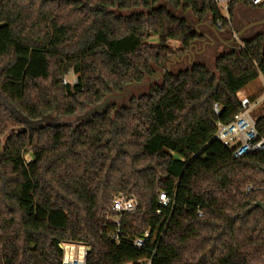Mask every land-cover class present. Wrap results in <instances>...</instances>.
I'll return each mask as SVG.
<instances>
[{"label": "trees", "instance_id": "1", "mask_svg": "<svg viewBox=\"0 0 264 264\" xmlns=\"http://www.w3.org/2000/svg\"><path fill=\"white\" fill-rule=\"evenodd\" d=\"M238 1L251 4L232 0L230 15ZM173 9L223 17L212 0H0V264H62L68 241L88 247L86 264H264V114L257 151L234 158L216 137L264 76V35L214 71L196 63L86 124L66 121L189 50L198 35ZM120 191L139 207L117 245Z\"/></svg>", "mask_w": 264, "mask_h": 264}, {"label": "built area", "instance_id": "2", "mask_svg": "<svg viewBox=\"0 0 264 264\" xmlns=\"http://www.w3.org/2000/svg\"><path fill=\"white\" fill-rule=\"evenodd\" d=\"M215 2L221 10L226 12V17H222L217 21L218 26H223L225 23H231L230 17V3L232 0H212ZM251 5L260 6L264 4V0H249ZM77 79L74 81L67 82L65 84H75ZM243 110L238 113L235 118L229 123L217 122V139L222 142L223 145L230 148L232 156L234 158H241L248 153H252L261 148L260 134L257 127V118H255L251 111L253 108L252 102L248 98L241 99ZM214 110L216 113L220 112L219 105L215 104ZM251 189V186L247 187V191ZM172 202L171 198L166 193L160 194V203L164 206L170 205ZM139 207V200L134 194H128L126 192H118L112 203L113 216L111 221L114 226L108 232L110 239L117 245L120 244V231L122 228V218L124 215L134 213ZM202 216V213H199ZM149 233L146 232L144 237H139L134 240V245L141 248L145 244V239ZM79 252L76 254L74 249L76 248L75 243H66L63 245L64 258L62 264H86L88 248L85 245H78ZM146 264H151L149 260Z\"/></svg>", "mask_w": 264, "mask_h": 264}, {"label": "rangeland", "instance_id": "3", "mask_svg": "<svg viewBox=\"0 0 264 264\" xmlns=\"http://www.w3.org/2000/svg\"><path fill=\"white\" fill-rule=\"evenodd\" d=\"M172 11L178 17H184L186 20L188 19V20H193L194 21V19H195V15L193 14V12L191 10H181V9L175 10V9H173ZM222 15L224 17H226L227 14H226L225 11H223L222 12ZM247 16L248 15L243 14V13H240V12L239 13L238 12L235 13L234 16H232V14L230 15V17L232 19L233 25L234 24L236 25L235 26L236 29H239L240 27H242V24L245 21L244 19ZM257 31H258V28H256V27L254 29V32H250V29L246 30L244 32L243 36H242L243 37V40H241L242 43L246 39H250V37H252L253 33H257ZM152 41H155V40H152ZM175 42L176 41H172L171 42V44H172V46H174V48H176L177 47L176 44H178V41H177V43H175ZM241 45L243 46L244 43L241 44ZM225 51L228 52L229 50L228 51L227 50H224V52ZM224 52L222 50H220V51H214L213 52L210 48H207L205 50V52H204V57L206 58V60H205L204 63L211 70L214 71V67H215L214 65H215V59H216V57L218 55L224 53ZM191 66H192L191 64H189V66L186 65V64H177V63L176 64H171L170 71L165 76H162V74L160 73L159 74V78L158 79H154L151 84L144 85V86H136V87L131 86V87H129L130 88L129 91L125 90L123 92V93H125V92L127 93L128 92V94L126 96H124L123 98L116 99L115 100V103L117 105H119V106H121V105H127L129 103V99H130V97L132 95L139 96V95L147 92L149 90V88L151 87V85H155V84H159L160 85V84H162L168 74L177 75L181 70H185L187 68L189 69ZM165 68H166V65H165V67L158 69V71L162 72L163 70H165ZM74 79H77V75L73 72V70H68L66 72V74H64V76H63V84H65V80L67 82H71L72 83V81H74ZM149 80L150 79L148 78L146 81H149ZM71 83H69V84H71ZM259 90L262 91V93L260 95V98H264V76H260L257 80H254L253 82H251L250 84H248L245 88H243L238 93V96H239L240 99L243 100V99H246L247 98V95H248L249 92L258 91V93H259L260 92ZM257 94H255L253 96H256ZM258 105H259V107H257V105L255 107L253 106L252 111H251L252 115L255 118H257L258 116L264 114V102L263 101L262 102L260 101L258 103ZM72 120H74V116L68 118L66 121H67V123H69ZM66 243H75V242H69V241L68 242H63L62 243V246L65 245ZM75 244H76V248L74 249V252L77 254L79 252V247H78L79 244H77V243H75ZM81 245H83V244H81ZM86 248H88V247L86 246Z\"/></svg>", "mask_w": 264, "mask_h": 264}, {"label": "flooded vegetation", "instance_id": "4", "mask_svg": "<svg viewBox=\"0 0 264 264\" xmlns=\"http://www.w3.org/2000/svg\"><path fill=\"white\" fill-rule=\"evenodd\" d=\"M203 20L208 21V25L202 26L204 28L203 31L211 35V37L214 39L213 42L210 39H207L206 37L199 35V30L195 27V22L197 21L201 22ZM188 21L193 27V30L198 35L197 39L194 41L196 45L191 48L193 53L190 55V57L186 56L184 61L176 62L177 64H186L189 66V64H191V60H193L195 64L204 63L206 60V58L204 57V52L207 48H210L213 52L220 51V50H222L223 52L224 50H227V51L229 50L228 52H230V51H237L238 50L237 48L239 46H242L241 44L244 43V42L242 43L241 41L243 40L242 36L244 32H242L241 34L239 33L244 26L240 27L239 29L235 28L236 25L232 27L226 26V25L218 26L214 17L210 15L205 16L203 19H199L198 17L195 16L194 21L193 20H188ZM251 22L255 24L251 26L250 28H247L246 30L250 29V32H254V29L256 27L258 28V31L257 33H253L250 39L259 34L264 35V10L259 11L258 14H256L255 17L251 20ZM257 22H260V23H257ZM216 32H218L221 35V38L223 40H226L229 43L227 45L224 44L223 41L217 37Z\"/></svg>", "mask_w": 264, "mask_h": 264}, {"label": "water", "instance_id": "5", "mask_svg": "<svg viewBox=\"0 0 264 264\" xmlns=\"http://www.w3.org/2000/svg\"><path fill=\"white\" fill-rule=\"evenodd\" d=\"M188 23L190 24V22L188 21ZM257 23H260V22H257ZM255 23L251 22L249 24H247L246 26H244L241 31L239 32L240 34L246 30L247 28H250L251 26H253ZM191 25V24H190ZM203 26V25H208V21H204V22H200V23H197L195 24V27L198 29L199 26ZM199 30V35H202L204 37H206L207 39H210L212 42L214 41V39L211 37L210 34H208L207 32L203 31V30ZM216 35L218 38H220L224 44H228L229 42L226 41V40H223L221 38V35L216 32ZM195 42L191 43L190 44V47H189V50L187 52H185L184 54L180 55V56H170L168 58V60L166 61L165 65H166V68L165 70H163L162 72L160 71H156V73L150 77V80L149 81H144V82H141V83H132L128 86H124V89L129 91L131 86H144V85H148V84H151L152 81L154 79H158L159 78V74L161 73L162 76H165L169 71H170V67H171V64H175L176 62H182L185 60L186 56H189L193 53L191 48L193 46H195ZM241 48V46H239L237 49L239 50ZM191 64L194 65V61L191 60ZM128 94V92L126 93H121V94H116V93H113V94H110L109 96H107L103 101L99 102V103H96V104H93L92 106L88 107L85 111L81 112V113H77L75 116H74V120L70 121L69 124H72V125H75V124H79V123H83V124H86L88 122H90L91 120L94 119V117L96 115H102L104 113L107 112V110L110 108V106L112 105V103H115V100L116 99H119V98H123L124 96H126ZM258 207L262 208L264 210V204L263 203H257L256 204ZM63 247V246H62Z\"/></svg>", "mask_w": 264, "mask_h": 264}, {"label": "crops", "instance_id": "6", "mask_svg": "<svg viewBox=\"0 0 264 264\" xmlns=\"http://www.w3.org/2000/svg\"><path fill=\"white\" fill-rule=\"evenodd\" d=\"M261 10H264V4H262V5H260V6H253V5H251V4H246V3H243V2H237L236 4H235V6H234V11H233V14H232V16H234L235 15V13H243V14H246V15H248L244 20V23L242 24V26H245V25H247L249 22H251V20L255 17V15L256 14H258V12L259 11H261ZM187 21H188V19H187ZM202 22H204V20L203 21H201V23ZM197 23H200V21L198 22H195V24H197ZM235 25V24H234ZM233 25V23H232V19H231V23H228L226 26H230V27H232V26H234ZM200 28V30H204V28L200 25L199 27H198V29ZM243 32H245V30L243 31ZM175 43H177V41L175 42ZM176 46H179V42H178V44H176ZM244 46V45H243ZM243 46H241V47H243ZM203 64H205V63H203ZM206 65V64H205ZM260 76H263V75H260ZM259 76V77H260ZM258 77V78H259ZM257 78V79H258ZM256 79V80H257ZM260 92L258 93V91H254V92H249L248 93V95H247V98H249V100H250V102H252V104H253V106L255 107L256 105H257V107H259V105H258V103L261 101H263L264 102V98H260V95H261V93H262V91L261 90H259ZM258 93V94H257ZM255 94H257L256 96H253V95H255Z\"/></svg>", "mask_w": 264, "mask_h": 264}]
</instances>
